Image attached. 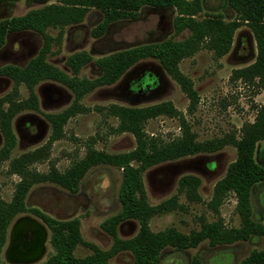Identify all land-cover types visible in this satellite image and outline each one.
Here are the masks:
<instances>
[{
	"label": "rangeland",
	"instance_id": "1",
	"mask_svg": "<svg viewBox=\"0 0 264 264\" xmlns=\"http://www.w3.org/2000/svg\"><path fill=\"white\" fill-rule=\"evenodd\" d=\"M62 0H0V21L23 16L29 11L48 5H58ZM221 15L225 22L235 18L225 0H203L202 11L195 19ZM175 9L144 7L135 20L113 23L100 37L92 35L102 21L97 9H90L82 22L76 25L46 29L50 50L46 62L64 72L74 74L66 65L69 56L85 52L91 62L84 65L75 76L78 79H93L100 75L94 62L119 50L142 44L172 39L181 41L189 35L188 30L176 33L173 21ZM43 46V38L34 32L10 34L0 49V67L24 66L36 56ZM255 43L246 26L238 28L227 54L216 59L213 53L201 49L179 63V70L191 80L198 95V102L189 112V100L177 83L152 59H145L132 66L116 83L99 87L86 94L79 104L85 111L71 117L63 127V137L52 143L48 156L31 165V169L47 173L50 166L59 171L68 169L80 160L88 148L109 154L126 153L135 148L134 137L117 133L118 120L106 113L110 105L141 108L170 102L179 111L197 141L221 138L228 133L239 136L245 123H252L256 107L264 105V91L255 93L252 85L240 81L231 82V73L250 65L255 58ZM13 83L0 76V97L10 93ZM38 110L19 113L12 123L16 145L7 160L0 162V200L9 202L19 181L9 172V162L25 152L43 146L50 135L47 114H55L69 107L74 99L65 86L52 81H42L34 88ZM28 92L23 85L18 87L19 100L26 99ZM148 136L164 143L180 135L179 122L175 118L159 116L148 120L144 126ZM0 135V148L2 146ZM236 151L226 146L213 153H202L168 161L147 169L142 174L147 202L151 206L177 197L178 208L154 216L149 228L156 233L167 228L188 234L199 230L205 223L220 220L225 228H238L240 217L236 211V199L228 193L218 212L210 210L207 203L213 196L215 185L223 179L228 166L235 160ZM254 160L264 168V142L256 144ZM192 175L199 179V201L190 202L178 192L181 177ZM122 179L119 168L99 165L91 168L81 179L76 193L52 184L33 185L25 197L26 208L37 209L55 220L79 222L82 240L102 251L113 245V237L101 225L120 211L118 192ZM251 215L254 221L264 226V182L255 185L250 194ZM138 231L134 220L120 223L116 228L117 238H132ZM50 232L39 218L31 213L15 216L6 231V239L0 251V264H42L54 253L49 242ZM262 248L261 239L238 241L229 245L210 246L205 240L196 248L178 251L166 248L156 264H189L193 257L202 264H240L252 250ZM92 254L87 246H78L74 255L84 258ZM129 252H119L106 264H129Z\"/></svg>",
	"mask_w": 264,
	"mask_h": 264
},
{
	"label": "trees",
	"instance_id": "2",
	"mask_svg": "<svg viewBox=\"0 0 264 264\" xmlns=\"http://www.w3.org/2000/svg\"><path fill=\"white\" fill-rule=\"evenodd\" d=\"M225 1L227 7L235 13V18L228 22H225L221 15H207L202 20L195 19L202 11V0H62L58 5H48L29 11L23 16L0 21V49L10 34L29 31L43 38V46L38 54L24 66L8 64L0 67V76L9 78L13 83L11 92L0 97V135L3 142L0 148V162L8 159L16 145L13 119L21 112L38 110V99L34 92L37 84L52 81L65 86L74 96L72 104L65 110L45 115L50 126L47 142L9 162V172L16 175L19 181L15 185L11 200H0V251L12 219L20 213L28 212L39 218L50 232L49 242L54 253L42 264H106L119 252L131 254L132 261L129 264H156L161 252L166 248L184 251L196 248L205 240L214 247L250 239H261L262 248L252 250L240 264H264V226L253 220L250 206L253 187L264 182V168L254 160L256 144L264 142V105L255 108L254 121L243 124L238 137L234 133H228L221 138L201 142L196 140L183 115L170 102L141 108L110 105L106 108V113L118 120L117 133L128 132L134 137L133 150L109 154L90 147L80 160L62 172L54 166H50L47 173L31 169L33 163L48 156L52 143L63 137L66 122L85 111L79 101L86 94L96 88L113 85L141 60L152 59L158 62L186 95L189 100L188 110L192 112L198 102V95L191 80L179 70V63L201 49L212 52L216 59L224 56L231 48L235 31L241 26L250 30L256 54L250 65L232 71L230 81L252 85L255 95L264 91V0ZM144 7L175 9V32L188 30L189 35L181 41L167 39L101 57L94 62L100 70V75L93 79L75 77L84 65L91 62V57L85 52L73 54L66 60L67 67L74 74L71 78L46 62L51 40L45 33L46 29L79 24L90 9H97L102 14V21L93 30L92 35L100 37L115 22L135 20ZM19 85L26 88V99L17 98ZM159 116L178 120L180 135L176 139L164 143L145 133L144 126L147 121ZM226 146L235 148L236 158L228 166L223 179L215 185L207 206L217 213L226 195L233 193L240 226L225 228L223 223L217 220L205 223L199 230L188 234L174 228L152 232L149 228L151 218L178 208V201L177 197L173 196L159 205L151 206L146 199L142 174L161 163L196 154L213 153ZM99 165L116 167L122 171L118 192L120 211L101 225L114 240L108 251L86 244L81 238L79 222L76 219L55 220L37 209H28L25 205V197L33 185L52 183L70 193H76L84 175ZM199 183L195 176H183L178 181V192L184 194L190 202H197ZM128 220L137 222L136 235L125 240L118 239L117 226ZM78 246L91 248L92 254L77 258L74 251ZM189 264L202 263L199 258L193 257Z\"/></svg>",
	"mask_w": 264,
	"mask_h": 264
},
{
	"label": "flooded vegetation",
	"instance_id": "3",
	"mask_svg": "<svg viewBox=\"0 0 264 264\" xmlns=\"http://www.w3.org/2000/svg\"><path fill=\"white\" fill-rule=\"evenodd\" d=\"M202 2H203V0H202ZM226 2V1H225Z\"/></svg>",
	"mask_w": 264,
	"mask_h": 264
}]
</instances>
